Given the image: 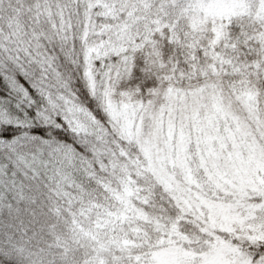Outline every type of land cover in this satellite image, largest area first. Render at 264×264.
<instances>
[{
    "label": "snow or ice",
    "instance_id": "snow-or-ice-1",
    "mask_svg": "<svg viewBox=\"0 0 264 264\" xmlns=\"http://www.w3.org/2000/svg\"><path fill=\"white\" fill-rule=\"evenodd\" d=\"M0 264H264V0H0Z\"/></svg>",
    "mask_w": 264,
    "mask_h": 264
}]
</instances>
